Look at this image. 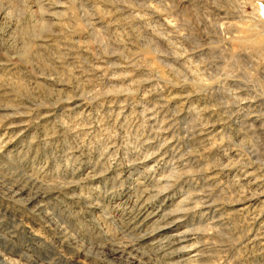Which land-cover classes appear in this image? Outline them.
<instances>
[{
    "label": "rangeland",
    "instance_id": "1",
    "mask_svg": "<svg viewBox=\"0 0 264 264\" xmlns=\"http://www.w3.org/2000/svg\"><path fill=\"white\" fill-rule=\"evenodd\" d=\"M0 264H264V0H0Z\"/></svg>",
    "mask_w": 264,
    "mask_h": 264
}]
</instances>
